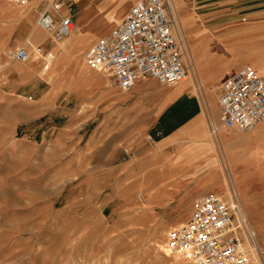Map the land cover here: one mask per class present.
Masks as SVG:
<instances>
[{"label": "rangeland", "instance_id": "1", "mask_svg": "<svg viewBox=\"0 0 264 264\" xmlns=\"http://www.w3.org/2000/svg\"><path fill=\"white\" fill-rule=\"evenodd\" d=\"M33 1L17 7L13 0H0V264H194L168 250L161 256L153 247L165 244L167 233L188 219L184 206L149 202L150 186L157 184L149 174L171 171L175 159L147 140L150 121L118 114L124 107L116 100L129 92L85 65L88 46L71 41L76 46L63 52L60 44L74 32L53 41L36 29L51 0ZM174 4L177 9V0ZM31 8L30 22L19 18ZM47 44L56 50L48 51ZM38 45L44 50L38 60L7 58L9 51ZM197 83L199 91L193 92L200 98L210 93L213 100L206 129L208 116L219 125L217 87L208 90L199 75ZM219 149L227 159V145ZM209 157L216 158L221 181V158ZM205 163L207 176L211 165ZM199 168L189 165L188 178ZM262 177L264 167L248 166L243 182L250 189L240 198L260 246ZM226 187L216 192L226 193ZM252 205L257 213L251 215Z\"/></svg>", "mask_w": 264, "mask_h": 264}, {"label": "crops", "instance_id": "2", "mask_svg": "<svg viewBox=\"0 0 264 264\" xmlns=\"http://www.w3.org/2000/svg\"><path fill=\"white\" fill-rule=\"evenodd\" d=\"M62 1L65 2L62 14L70 15L75 24L72 39L69 37L68 41H79L82 46L91 47L123 21L136 0ZM174 1L170 0L171 9L177 17L179 33L186 38L188 57L192 61L190 68L195 66L204 87L208 90L217 87L218 98L221 81L244 66L252 67L264 79V0H177V9ZM47 46H50L48 51L56 50L55 45ZM181 83L165 87L157 85L153 79H146L136 83L128 95L116 101L118 108L119 105L124 107H120L123 110L118 109V114L150 121L147 125L148 141L149 138L157 144L171 141L161 151L165 157L175 159L174 170L149 174L150 180L157 183L155 187L150 186L149 202L163 208L184 206L187 219L196 199L207 193H224L216 192L223 188L219 170L214 179L205 176L207 170L203 166L211 155L208 135L215 140L219 136L236 137L228 147L227 156L239 176L242 194H236L241 205L240 198L246 199L250 189L243 182L248 166L264 167V120L246 133L226 130L220 123L217 101L219 125L208 116L211 120L206 129L208 118H205V113L212 109V96L207 94L200 98L187 81ZM213 124L217 127L215 136L210 131ZM223 130L230 135L227 136ZM169 147L174 148L167 150ZM220 156L227 189L230 180L237 191L222 152ZM189 165L200 166L197 174L190 178ZM262 179L264 181V177Z\"/></svg>", "mask_w": 264, "mask_h": 264}, {"label": "built area", "instance_id": "3", "mask_svg": "<svg viewBox=\"0 0 264 264\" xmlns=\"http://www.w3.org/2000/svg\"><path fill=\"white\" fill-rule=\"evenodd\" d=\"M32 1L13 0L17 7ZM64 7V1L51 0L37 17V27L53 41L75 31L73 18L62 14ZM43 54L38 45L9 51L7 58L24 63ZM188 58L170 0H136L123 21L87 49L84 63L109 75L122 93H128L146 79L161 86L183 82L191 67ZM217 101L223 128L249 132L264 120V79L250 66L229 73L219 85ZM210 131L215 136L217 127L211 125ZM165 248L194 264H264V241L260 246L251 232L230 180L226 193H207L194 201L188 219L167 233Z\"/></svg>", "mask_w": 264, "mask_h": 264}, {"label": "bare ground", "instance_id": "4", "mask_svg": "<svg viewBox=\"0 0 264 264\" xmlns=\"http://www.w3.org/2000/svg\"><path fill=\"white\" fill-rule=\"evenodd\" d=\"M34 2V1H33ZM38 2V1H37ZM31 4V3H30ZM36 6H37V3H35L34 4V8H36ZM31 12H32V8L30 9V10H28L27 12H25V13H19V18L20 19H26L27 21H29L30 22V14H31ZM26 24V23H25ZM28 24V23H27ZM181 24V23H180ZM29 25V24H28ZM181 26V25H180ZM26 27H28V26H26ZM38 27H36V29H37ZM39 29V28H38ZM78 30V29H77ZM182 32V31H181ZM33 33H34V31H33ZM34 35V34H33ZM183 35V34H182ZM38 36V35H37ZM76 36V35H75ZM72 37V36H71ZM70 37V38H71ZM74 38V37H73ZM72 39V38H71ZM68 40H70L69 38H68ZM83 44H85L84 42H82ZM76 44H77V42H74V43H69V41L68 42H63V43H61L60 44V47H61V49L63 50V52L65 51H67V48L68 49H71V47H73L74 48V46H76ZM58 47V46H57ZM72 48V49H73ZM53 51H55V49H53ZM82 52V51H81ZM77 54V53H76ZM83 54V53H82ZM50 55V54H49ZM50 57V56H49ZM76 57V56H75ZM73 59V58H72ZM187 61L191 64V59L189 60V58L187 59ZM191 61V62H190ZM189 66V65H188ZM190 67V66H189ZM3 68V67H2ZM191 69V74H190V80L188 81L187 80V78H186V80H184L183 82H185V81H188V83L190 84V87H191V90L193 91V90H196V92L198 93V87H197V84H196V80H197V69L195 68V66H193L192 68H190ZM81 72V71H80ZM85 73H86V71H85ZM84 73V74H85ZM82 74V73H81ZM84 76H86V75H84ZM182 82V83H183ZM181 83V84H182ZM206 92V91H205ZM195 93V92H194ZM203 93V92H202ZM210 94V93H209ZM205 97V96H204ZM202 108H204V106L202 107ZM214 125V124H213ZM221 137H222V139H221ZM236 138V137H235ZM235 138H227V137H224V136H219L216 140L212 137V139L211 140H209V151H211V153H215V155H217V157L219 156V157H221L220 156V152H219V148L220 147H222V145L223 144H225V145H227V147H229L231 144H233L234 143V141L236 140ZM207 140V139H206ZM169 142H171V141H167V142H164L163 144H158V150H163V149H165L166 148V146L169 144ZM188 146H190V145H188ZM187 146V147H188ZM191 147V146H190ZM199 147V146H198ZM197 147V148H198ZM193 148V147H192ZM196 148V147H195ZM205 150V149H204ZM197 151H199V149L197 150ZM209 151H204V153L205 152H209ZM223 151V150H222ZM203 152V151H202ZM207 155V154H206ZM223 155H224V153H223ZM197 156V155H196ZM205 156V155H204ZM214 156V155H213ZM226 156L224 155V158H225ZM214 159H216V158H207L205 161H208V162H210V168H209V174H208V177H210V178H212V179H214V177L216 176V174H217V172H218V167L216 168V166H218L217 165V160H215L214 161ZM225 160H226V163L228 164V169L230 170V175H232V179H233V183H234V185L236 186V189H237V191L236 192H238V191H240V188H239V186H240V183L238 182V180H239V176H238V174H237V172H236V169H235V166H233V164L231 163V161H230V159L227 157V159L225 158ZM225 163V164H226ZM221 168H222V172H223V175H224V167L222 166V164H221ZM227 178V177H226ZM226 178L225 177H223L222 178V180L220 181L221 182V186L222 187H226L227 186V182H226ZM216 185V184H215ZM217 187V186H216ZM227 188V187H226ZM242 192V191H241ZM139 196L140 197H142L140 194H139ZM250 204V203H249ZM243 209V208H242ZM244 211V210H243ZM249 211H250V213H251V215L252 214H254L255 212H256V206L255 205H252V206H250V209H249ZM257 213V212H256ZM244 214H245V212H244ZM246 215V214H245ZM250 215V216H251ZM260 232H264V229L263 228H261L260 227V230H259ZM251 232L253 233L254 231H252L251 230ZM255 233V232H254ZM61 238V237H60ZM70 241V240H69ZM69 241H68V243H69ZM63 242V241H62ZM59 245V244H58ZM153 247H154V249L155 250H157L158 251V254L159 255H166L167 253V249L165 248V244L164 243H162V242H156V243H153ZM49 248V247H48ZM72 252V251H71ZM73 253V252H72ZM176 255V254H175ZM179 257H181V258H183V259H185V260H187V261H190L188 258H186L184 255H182V254H180V255H178ZM179 261H181V260H179ZM257 264H261L260 263V261L259 260H257Z\"/></svg>", "mask_w": 264, "mask_h": 264}]
</instances>
